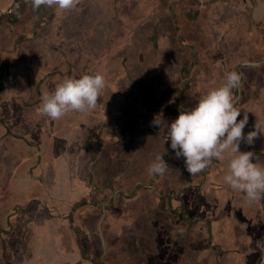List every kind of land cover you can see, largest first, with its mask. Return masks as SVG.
Masks as SVG:
<instances>
[{"label": "crops", "instance_id": "crops-1", "mask_svg": "<svg viewBox=\"0 0 264 264\" xmlns=\"http://www.w3.org/2000/svg\"><path fill=\"white\" fill-rule=\"evenodd\" d=\"M240 16L248 17L244 27ZM165 17L191 65L149 78L156 91L148 95L121 92L131 64L160 57ZM137 36L146 43L135 49ZM236 39L246 40L238 51ZM263 42L264 0H79L70 10L0 0V264H104L100 226L108 264H262V242L247 222L260 219L264 230V198L248 203L224 183L227 154L196 176L180 166L174 190L150 172L133 175L157 155L181 165L167 130L152 121L170 123L168 109L194 108L181 100L197 79L202 97L241 70L237 108L248 112L244 130H255L264 120V62L242 63L258 62L245 57L254 47L264 52ZM199 46L215 71L193 78ZM95 73L106 82L95 109L60 120L37 114L44 92ZM163 74L180 82V101L161 96ZM262 142L245 143L254 161L264 157ZM253 248L262 255L251 257Z\"/></svg>", "mask_w": 264, "mask_h": 264}, {"label": "clouds", "instance_id": "clouds-1", "mask_svg": "<svg viewBox=\"0 0 264 264\" xmlns=\"http://www.w3.org/2000/svg\"><path fill=\"white\" fill-rule=\"evenodd\" d=\"M78 2L31 0L33 10L41 6L70 10ZM239 85L240 76L229 72L224 83L200 97L194 108L181 111L178 118L170 123L158 115L152 124L167 130L171 149L177 159L183 158L185 169L192 176L205 170L214 159L224 160L227 154L229 163L227 174L223 176L224 183L244 193L246 201L253 203L264 198V166L254 162L253 152H241L239 148L241 142L252 145L255 139L264 135V120L257 119L255 130L245 136L243 130L248 124V112H244L243 119L238 121L241 110L235 106L233 97V90ZM105 86V77L100 73L65 78L55 85L51 93L42 94L36 112L52 120H60L70 112L86 113L97 107ZM168 169L169 165L160 155L150 165V172L161 176Z\"/></svg>", "mask_w": 264, "mask_h": 264}, {"label": "trees", "instance_id": "trees-1", "mask_svg": "<svg viewBox=\"0 0 264 264\" xmlns=\"http://www.w3.org/2000/svg\"><path fill=\"white\" fill-rule=\"evenodd\" d=\"M166 7L167 6H162V8H166ZM153 22H154V20H153ZM151 25H152V27H149L150 26L149 25V26H147V28L148 27L151 28L150 32L152 33L155 30V28L153 26L154 23H151ZM162 26H163V30H165L164 31L165 35H163V37L160 40L161 45L164 47L162 49L163 51L161 52L160 57H158V59L156 61H154V59H153L152 62H149V67L147 64H143L140 62L137 65L131 64L130 65L131 74L124 72V75L122 77L121 88L123 90L121 92H124L128 95L138 96V97L143 96L142 93H145L148 95V94L154 92L155 84L153 81L147 82L145 80H142L143 78L146 79L148 77L151 78L157 74L160 75V74L164 73V71L166 69L169 70L171 66L174 67V72L169 71V73L172 76L176 73H179L180 67H185L184 68V71H185L187 69V66L191 65L192 57H190L188 52H186L187 50L180 48V43L177 40V31L175 29L174 23H172L169 18L165 17V20H163ZM242 38H243V36H242ZM143 39H144V37H142V36L136 37V41L134 42V44L137 48H135V49L141 48L143 41H145V43H146V40L145 39L143 40ZM232 39L235 40V38H232ZM251 40H249V41H251ZM188 42L191 43L192 41L189 40ZM235 42H236L235 50L238 51L240 49L241 45H243L246 42V40L244 39V41H243V39H239V40L236 39ZM196 44L199 45V42H196ZM199 50H200L199 51L200 61L196 64L195 68L193 69V75L196 76L197 73L200 76L202 74L204 75L206 73L208 75V73L210 71L209 68L212 65V58L210 56H209L210 58L206 56L208 54L205 52V48L201 51V47L199 46ZM173 53L175 54V57L174 56L172 57ZM183 54H186V55L188 54L187 55L188 58L184 57ZM152 56H153V54H152ZM245 58H249V60H251V61H260V60L264 59V52H260L259 48L254 47L253 48V54H250V55L246 56ZM147 68L149 69V71L147 70ZM152 68H156V69L153 72H150ZM212 71H215V69H212ZM212 71L209 74H214ZM221 71L223 72V68L221 69ZM164 74L161 76L160 81L161 82L163 81V83H161L162 86H164L165 82L167 81V85L164 86V89L162 91L161 96H173L174 97L175 91H176L179 83L169 82L170 80ZM140 77H142V78L140 79ZM147 86L149 89L148 93L145 92L147 89ZM235 93L233 92V97L235 96ZM161 105H163V103H161V102L158 103V106H161ZM187 107H189V105H187ZM165 112L170 113L169 116L171 117V119H176L179 116L178 109L176 110L175 108L168 109ZM241 113L243 114L244 110H242ZM169 116H167V117H169ZM243 131H244V134L246 136L247 130H243ZM263 137H264V135H261L256 140L261 141V139ZM262 143L264 144V142H262ZM260 149L263 150L264 145L261 146ZM239 150L241 152H244V151L246 152L245 142H241ZM254 162L261 165V166H264V157L255 158ZM238 195H239L238 198L239 197L242 198V196L245 194L242 192H238ZM242 200L245 201L243 198H242ZM247 225H249V227H255V230H260L256 236L254 235V239L262 242V244H261V246H263L262 247L263 248L262 253L264 254V235H263L264 230H261L263 228V226H259L257 223L251 224L248 222H247ZM262 253L257 252L256 255H259V254L262 255ZM99 254L100 253H98V255ZM98 255H97V257H98ZM261 262H262V264H264V261H261Z\"/></svg>", "mask_w": 264, "mask_h": 264}, {"label": "water", "instance_id": "water-1", "mask_svg": "<svg viewBox=\"0 0 264 264\" xmlns=\"http://www.w3.org/2000/svg\"><path fill=\"white\" fill-rule=\"evenodd\" d=\"M245 17H247V16H245ZM245 51H247V50H245ZM262 62H264V60H261V61H258V62H246V63H242V66H244V65H249V66H254V65H258V64H260V63H262ZM239 74H240V76H242V72H241V70H239ZM237 90H236V93H235V96H234V100H235V106L237 107V105H238V102H239V99H240V97H241V84L236 88ZM239 117H241V116H239ZM240 119V118H239ZM165 140H167V141H170L169 140V138L168 139H165ZM171 142V141H170ZM166 158V160H167V164L169 165V163H170V159H167V157H165ZM175 163H177V161L175 162ZM176 165L177 164H173V166H169V169L166 171V173L164 174V175H159V174H153V173H151L150 172V165H145V166H143L142 168H139L138 169V171L137 172H135V174L133 175V176H135V175H137V176H139V177H142L143 175H145L147 172H150L151 173V175H152V182H157V181H160V183H162L164 186H166V187H170V189H172V190H174L173 188H172V186L170 185V183H172L173 184V182H175L176 181V179H177V177L178 176H174V172H177L178 171V168L180 167V166H185L184 165V160L182 161V163H181V165H179L178 167H176ZM189 176V175H188ZM187 176V177H188ZM158 177V178H157ZM137 184H140V183H137ZM192 187V186H191ZM147 188V187H146ZM188 189V188H187ZM135 191H137L136 189H135ZM182 205H185L186 206V203L184 202V201H182V203H181ZM127 206H125L124 208H123V210L126 208ZM131 207H133V209H135L136 210V208L137 207H139V206H137V205H135V206H131ZM143 207V206H142ZM104 218H105V216H104ZM103 218V219H104ZM99 234H100V237H101V241H102V246H103V256H102V262L104 263V264H108L107 263V261H106V259H105V257H106V254H107V245H105L106 244V240H105V235H104V232H103V230L101 229V226L99 227Z\"/></svg>", "mask_w": 264, "mask_h": 264}, {"label": "rangeland", "instance_id": "rangeland-1", "mask_svg": "<svg viewBox=\"0 0 264 264\" xmlns=\"http://www.w3.org/2000/svg\"><path fill=\"white\" fill-rule=\"evenodd\" d=\"M245 23H246V18L244 17V16H240V18H239V23H238V25H240V27L243 25V27L245 26ZM149 27H152V25H150ZM149 27H148V29H149ZM147 31H149V30H147ZM153 31V30H152ZM164 31L165 30H163V32L162 31H160L161 32V34H163V35H165V33H164ZM174 57H175V54L173 55ZM259 69V67H255V69ZM169 71L170 72H174V67H170V69H169ZM229 72V71H228ZM125 73H128L129 74V72L128 71H125ZM193 75V74H192ZM195 76L193 75V78H194ZM142 80H145V81H149V80H151V79H149V77L148 78H146V79H142ZM174 83H179V85H178V87H177V89H176V91H175V94H174V96H175V98H176V100H178V101H180V98H181V92H179V90L178 89H181L182 87H180V82L178 81H176V80H174L173 81ZM161 83H163V81L161 82ZM195 83H198V86L197 87H195L190 93H188L186 96H185V98H183L182 100H181V105L183 106V104L187 107V102H188V104H189V107L191 106V105H193V104H195L194 105V107L196 106V104L198 103V100H199V98L201 97V95H200V89H199V86L202 84V81L201 80H199V79H197L196 80V82ZM203 83H205V80H204V82ZM206 84V83H205ZM180 87V88H179ZM161 89L163 90V86H162V84H161ZM154 91H156V89L154 88ZM146 93H148L149 92V89H148V86H147V89H146V91H145ZM142 95H145V93H142ZM177 96V97H176ZM195 102V103H194ZM180 104H178V106L176 107V108H180V107H182ZM187 108V109H190V108ZM259 221H261L260 219L259 220H257V221H254L253 219H251L248 223H256V222H259ZM260 230H254L253 232H254V235L256 236L257 235V233L259 232ZM264 235V234H263ZM254 250H255V252H253L252 254H250V256L251 257H256V251H257V249H255V248H253ZM249 256V257H250Z\"/></svg>", "mask_w": 264, "mask_h": 264}, {"label": "flooded vegetation", "instance_id": "flooded-vegetation-1", "mask_svg": "<svg viewBox=\"0 0 264 264\" xmlns=\"http://www.w3.org/2000/svg\"><path fill=\"white\" fill-rule=\"evenodd\" d=\"M247 18H248V17H247ZM253 39H255V40H256V38H254V37H253ZM255 40H254V41H255Z\"/></svg>", "mask_w": 264, "mask_h": 264}]
</instances>
